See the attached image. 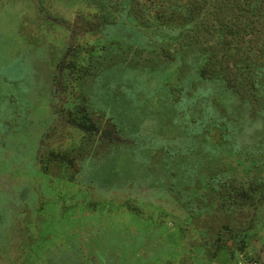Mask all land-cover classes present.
Instances as JSON below:
<instances>
[{
	"label": "rangeland",
	"instance_id": "374dc122",
	"mask_svg": "<svg viewBox=\"0 0 264 264\" xmlns=\"http://www.w3.org/2000/svg\"><path fill=\"white\" fill-rule=\"evenodd\" d=\"M157 1L0 0V264H264V0Z\"/></svg>",
	"mask_w": 264,
	"mask_h": 264
},
{
	"label": "trees",
	"instance_id": "16d2710c",
	"mask_svg": "<svg viewBox=\"0 0 264 264\" xmlns=\"http://www.w3.org/2000/svg\"><path fill=\"white\" fill-rule=\"evenodd\" d=\"M174 4L171 2V0H158L157 1V4H156V14H162V13H168V12H171V11H173L174 9H173V6ZM175 7H178V6H175ZM158 9V10H157ZM167 23H170L169 21H167L165 24H167ZM184 23H185V21L184 20H180V22L179 23H176V24H178V25H184ZM190 43V42H189ZM202 71V70H201ZM194 74V76H196V72L195 73H193ZM200 75V74H199ZM197 77V76H196ZM234 78H236V75H233L232 73H229L228 74V77H227V79H234ZM226 76L225 77H223L222 78V82L223 83H225L226 82ZM91 128L93 129V130H91L92 132L93 131H98L97 130V128H96V126H91ZM88 130H89V128H88ZM90 131V130H89Z\"/></svg>",
	"mask_w": 264,
	"mask_h": 264
}]
</instances>
